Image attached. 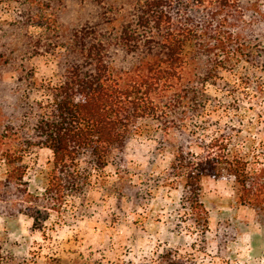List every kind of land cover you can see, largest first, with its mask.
Segmentation results:
<instances>
[{"label":"rangeland","instance_id":"rangeland-1","mask_svg":"<svg viewBox=\"0 0 264 264\" xmlns=\"http://www.w3.org/2000/svg\"><path fill=\"white\" fill-rule=\"evenodd\" d=\"M231 1L230 14H218L226 21L217 26L215 48L196 65L192 81L203 108L194 129L200 137L222 131L233 137L232 146L259 149L264 160V0ZM122 6L128 8L129 0H0V134L34 124L27 111L50 98L44 87L59 82L73 27L95 23L108 8ZM204 18L211 17L197 15ZM150 124L154 128L134 134L123 152H114L103 172H94L90 185L60 199L47 192L52 150L30 147L20 186L27 192L0 200L5 259L167 264L170 257L185 264H264V202L243 203L236 179L225 173L202 179L205 211L195 209L172 170L189 130L166 133ZM192 150L201 152L196 145ZM0 176L5 177L1 160ZM19 198L31 211H19Z\"/></svg>","mask_w":264,"mask_h":264},{"label":"trees","instance_id":"trees-1","mask_svg":"<svg viewBox=\"0 0 264 264\" xmlns=\"http://www.w3.org/2000/svg\"><path fill=\"white\" fill-rule=\"evenodd\" d=\"M129 2L128 8H108L111 16L73 27L67 52L61 56L59 82L44 87L50 98L38 100L27 111L34 124L0 134V160L5 167L0 200L9 201L19 190L27 192L20 186L27 171L24 154L32 146L52 150L47 192L60 199L90 185L94 172H103L112 163L115 151L123 152L134 134L150 131L154 128L150 123H157L166 133L172 128L189 130L172 170L183 180L195 209L205 211L200 201L202 179H219L225 173L236 179L243 203L264 202L260 150L232 146L233 137L222 131L200 137L194 129L203 108L197 102L201 91L192 81L197 77L196 65L200 55L215 48L217 26L226 21L218 14H230L232 1ZM199 14L211 18L198 20ZM127 58L135 61L122 67L121 60ZM195 145L200 153L192 150ZM23 201L16 202L19 211H31ZM0 264L28 263L5 259L0 244ZM167 264L185 262L169 257Z\"/></svg>","mask_w":264,"mask_h":264}]
</instances>
